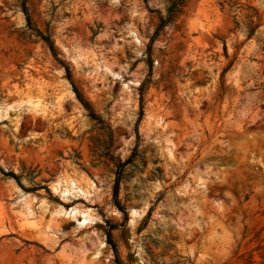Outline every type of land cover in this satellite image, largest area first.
Here are the masks:
<instances>
[{"label":"rangeland","instance_id":"374dc122","mask_svg":"<svg viewBox=\"0 0 264 264\" xmlns=\"http://www.w3.org/2000/svg\"><path fill=\"white\" fill-rule=\"evenodd\" d=\"M173 2L0 0V264H264V0Z\"/></svg>","mask_w":264,"mask_h":264},{"label":"trees","instance_id":"16d2710c","mask_svg":"<svg viewBox=\"0 0 264 264\" xmlns=\"http://www.w3.org/2000/svg\"><path fill=\"white\" fill-rule=\"evenodd\" d=\"M182 1H183V0H174V2H173V4H172V8L170 9V11L173 12V11H174V8H175L176 6H178V5H180V4L182 3ZM27 17H28V20L30 21V16L27 15ZM168 20H169V19H167V18H162L161 23H160L158 29L156 30V33L159 32V30H160V29L166 24V22H167ZM46 39H48V38H46ZM47 41H48V43L50 44V47H53L51 41H50V40H47ZM76 93H77L78 96L80 97V100L82 101V103L88 107L87 102H86L85 100H83V98H81V96H80V94H79V92H78L77 89H76ZM118 184H119V178H117V180H116V184H115V188H114V195H115V197H117ZM108 242L111 244V246L113 247V249H114V251L116 252V255H117V257H118L117 246H116V244H115V242H114V240H113V237H112V235H111V232H108Z\"/></svg>","mask_w":264,"mask_h":264},{"label":"bare ground","instance_id":"6f19581e","mask_svg":"<svg viewBox=\"0 0 264 264\" xmlns=\"http://www.w3.org/2000/svg\"><path fill=\"white\" fill-rule=\"evenodd\" d=\"M72 211H75V210H71L70 212H72ZM69 213V212H68ZM75 213V212H74ZM90 219H91V217L88 215V213H84L83 214V221H82V223L83 224H86L87 222H89L90 221Z\"/></svg>","mask_w":264,"mask_h":264}]
</instances>
